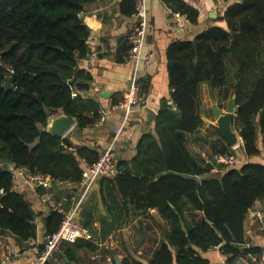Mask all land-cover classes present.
Segmentation results:
<instances>
[{"label":"trees","instance_id":"16d2710c","mask_svg":"<svg viewBox=\"0 0 264 264\" xmlns=\"http://www.w3.org/2000/svg\"><path fill=\"white\" fill-rule=\"evenodd\" d=\"M96 1L100 0H0V236L23 247L37 242V214L23 192L12 190L5 165L48 176L59 185L80 186L83 171L100 156L88 147L74 146L68 136L42 132L60 113L75 118L79 131L99 121V106L75 96L77 91L87 92L92 81L89 73L78 69V62L91 55V31L80 14ZM163 1L173 13L187 15L191 24L199 23V11L184 0ZM135 4L136 0H124L122 13L133 16ZM224 20L227 30L208 27L193 40L168 47L173 106L162 103L156 136H142L131 163L117 161L119 173L99 181L109 214L127 210L130 202L140 211L155 210L167 223L166 239L153 250L149 264H211L203 253L214 248L226 264H251L263 253L244 244L247 216L264 200V166L227 168L213 162L211 170L188 148L190 142L200 141L209 143L214 153L230 150L220 137L212 142L199 137L204 127L202 84L225 92V100L235 94L238 112L233 126L245 155H260L259 135L264 146V0H240L226 10ZM124 42L128 57V38ZM8 77L13 89L5 88ZM36 190L40 198L45 194L42 188ZM70 198L66 210L71 208ZM80 221L93 232L89 223ZM61 223L60 214L48 211L45 236L56 233ZM68 246L63 243L61 249L71 262L74 251L98 250L93 240L79 239L66 250ZM43 251L42 245L39 255ZM122 264L143 263L125 259Z\"/></svg>","mask_w":264,"mask_h":264},{"label":"crops","instance_id":"0c3cea01","mask_svg":"<svg viewBox=\"0 0 264 264\" xmlns=\"http://www.w3.org/2000/svg\"><path fill=\"white\" fill-rule=\"evenodd\" d=\"M124 0H100L84 6L81 19L90 29L91 35L88 45L91 54L95 53V60L78 62V69L92 76L90 88L87 92H76L75 96L95 102L100 111L107 112V120L103 124L98 122L83 131L77 129V122L72 131L67 135L74 146H84L102 153L113 146L118 162L131 161L136 156L137 145L146 133H155V120L148 124L147 109L153 110L157 115L162 103L167 102L173 106L169 76L167 70L168 47L178 41H191L208 27L217 26L227 30L224 20L226 10L240 0H184L190 6L196 8L199 13V23H189L184 30L180 29L173 11L163 0H146L149 14V25L146 45L138 65V85L140 92L145 91L147 109L134 108L126 123L125 112L117 109L112 110L118 102H122L127 94L134 74V64L126 57L123 47L134 24L133 16L122 13L121 3ZM215 13L217 18H211ZM150 55L151 61L146 64L144 58ZM235 94L229 95L225 100V92L212 91L207 84L200 87L201 109L200 115L204 121L216 123L214 107L226 113L227 104ZM172 103V104H171ZM56 115H63L62 113ZM55 116V115H53ZM52 116V117H53ZM51 117V118H52ZM200 138L208 137L209 142L217 140L219 136L211 131L206 124L201 130ZM242 139L239 136L237 152L239 157L247 161V164H259L264 166V146L262 136L259 135L258 148L260 155L249 158L242 149ZM190 152L198 157H213L214 151L209 143H189ZM82 168L87 165L80 161ZM78 185L53 184V197L64 209L67 208V199ZM79 187V186H78ZM77 187V188H78ZM28 201L32 204L37 214V242L29 246H21L9 236H0V264H27L35 261L40 255V248L46 235L45 218L48 215L47 207L42 203L36 189L22 187ZM101 183L93 186L85 199L78 218L90 224L92 228V240L98 246L97 251L83 248L74 251V261H69L61 247L48 262L50 264H110L107 258H112L115 264L123 260H137L143 264H149L148 260L158 246L165 241L168 225L163 221L155 210H137L128 202L126 208L120 212L109 211L102 200ZM55 201V202H56ZM72 204H70L71 207ZM264 212V200L256 202L250 210L245 222V247H258L263 250L261 258H252L251 264H264V231L260 230L256 218L257 212ZM121 214V218L118 219ZM192 221V218H189ZM114 230L108 233L104 229ZM65 249H70L74 243H68ZM108 251L110 255L103 252ZM11 259L8 263L4 260L8 253ZM203 256L211 264L226 263L225 257L219 248H214L203 253ZM236 264H250L240 260Z\"/></svg>","mask_w":264,"mask_h":264},{"label":"built area","instance_id":"2783aa9c","mask_svg":"<svg viewBox=\"0 0 264 264\" xmlns=\"http://www.w3.org/2000/svg\"><path fill=\"white\" fill-rule=\"evenodd\" d=\"M173 16L180 29L184 30L190 23L189 17L179 12L173 13ZM134 24L131 32L128 35V44L130 46L128 52V59L134 64V74L132 77L130 88L125 95V99L118 103L112 110H123L125 112L124 123L131 116L134 108L146 110V95H141L138 85V65L142 57L143 49L146 45L149 25V14L146 0H136L135 12L133 14ZM96 54L93 53L89 56L90 60H95ZM151 56L148 55L144 58L146 64L151 61ZM107 112L100 111V118L98 124H103L107 120ZM221 150V148L219 149ZM237 147H232L228 151H221L214 153L211 159L202 157L213 164V162L223 165L227 168L241 166L247 164V161L242 160L236 151ZM8 170L12 175L13 187L15 192H22L23 186L32 189L42 188L45 194L40 198L42 203L47 207L48 211L57 212L62 216V223L58 231L52 235H47L44 238L43 246L44 251L41 255L32 262L27 264H47L54 254L59 250L63 243H75L79 239L92 240L93 236L91 230L86 227L78 218L81 207L90 193L91 189L102 178H112L119 173L117 168L116 154L113 146L109 147L100 153L98 161L89 166L83 171L82 181L78 188L71 194V208L64 209L61 205L57 204L50 194V191L55 182L54 179L43 176L33 175L24 169L16 168L13 165H8ZM256 218L260 225V230L264 231V212H257ZM12 254L9 252L4 260L8 263ZM108 263L113 264L112 258L106 259Z\"/></svg>","mask_w":264,"mask_h":264},{"label":"water","instance_id":"95a60500","mask_svg":"<svg viewBox=\"0 0 264 264\" xmlns=\"http://www.w3.org/2000/svg\"><path fill=\"white\" fill-rule=\"evenodd\" d=\"M210 16L211 18H217L215 13H212ZM5 88L13 89L10 77L6 79ZM235 100H236V96L234 95L227 104V109L225 114H221V112L217 109V107H214L213 109L214 116L216 118L215 124L204 121V124H206L208 128L214 133H216L221 139H223L229 148L235 147L239 144V134L236 132L233 126L236 113L238 112V107L236 106ZM174 110L178 112L176 108ZM147 114H148V124L151 125L156 119L157 114L150 109H147ZM75 125H76L75 118L68 115H55L49 119L48 126L42 129V132H46L60 138H65L72 131ZM201 161L211 170L214 169V165L210 162H207V160L203 159L202 157H201ZM7 168L8 165H5V169ZM23 195L26 196L25 193H23ZM0 208H1V204H0ZM117 264H121V263L117 261ZM220 264H226V263H220Z\"/></svg>","mask_w":264,"mask_h":264},{"label":"rangeland","instance_id":"374dc122","mask_svg":"<svg viewBox=\"0 0 264 264\" xmlns=\"http://www.w3.org/2000/svg\"><path fill=\"white\" fill-rule=\"evenodd\" d=\"M188 148H189V145H188ZM190 150V149H189ZM211 158H212V156H211ZM210 157H208V159H211Z\"/></svg>","mask_w":264,"mask_h":264}]
</instances>
